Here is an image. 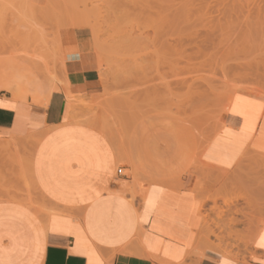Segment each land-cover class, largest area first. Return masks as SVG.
Returning a JSON list of instances; mask_svg holds the SVG:
<instances>
[{
	"label": "rangeland",
	"instance_id": "374dc122",
	"mask_svg": "<svg viewBox=\"0 0 264 264\" xmlns=\"http://www.w3.org/2000/svg\"><path fill=\"white\" fill-rule=\"evenodd\" d=\"M86 1L0 0V77L6 69L8 71V68L16 65L24 71L27 68L33 69L40 76L42 74L41 77L47 73H55L53 75L58 79H67L66 71L64 74L63 68L60 67H63V62H66L69 55L66 46L68 38L78 32L90 43L91 55L97 62L100 73V88L95 95L77 96L86 102L101 103L97 108L86 112L95 123L90 128L111 144L117 159V169L130 186V197L139 191L138 182L148 180L147 173L150 170L162 172L160 161L163 158L165 168L176 172L184 183L183 187L192 179L195 188L198 185L202 189L208 185L213 187L214 190L204 193L207 201L201 207L202 214H206L204 218L207 222L208 218L214 217L212 224L217 229H221L223 223L230 226L240 223L236 218L244 214L249 215L245 208L254 210L255 206L252 197L245 195L239 185L230 184L227 179L223 180L238 151L225 144L220 137L224 114L222 110L229 96L227 89L234 82H238L239 86H241L239 82H242L243 86L252 92H264V45L261 43L264 42V13L261 14L258 10L264 9V1L237 0L234 3L236 6H233L234 0H213L214 3H211V0H208L209 2L174 0L175 4L164 2L162 5L163 8L168 5L176 6L174 9L171 8L172 10L168 12L164 9L165 13L161 9L162 15L157 9H153L156 10L155 13L152 10L153 14L151 12L139 14L141 18L131 8L133 15L129 8L127 9L128 0H98L99 2L94 0L97 7L94 10L97 13H91L92 10L84 15L82 11L85 10L83 7ZM239 2L248 6H244L246 10ZM221 3L227 4L226 8ZM247 3L252 6L249 8ZM122 4L125 6L122 7ZM186 4L190 5L185 6V10L191 7V12L184 11L182 6ZM247 8L252 9L247 11ZM123 9L129 12L126 13ZM93 31L99 35L96 37L100 42H96L98 40L94 42L96 38ZM155 31L157 37L154 36ZM143 33L146 34L145 37H149L139 39ZM257 39L262 44L261 47ZM101 40L107 49L105 50L101 44L103 49L98 47L99 51H96V46H100ZM229 46L232 47L231 50ZM244 47L248 50L246 51ZM253 47L262 48V52L257 51L258 60L254 65L252 63L253 66L247 72L233 69L230 66L234 64L233 62L225 63L233 57L229 56L231 52L235 55L234 49H237L236 53L244 50L241 54L246 51L245 54L248 55L250 48L253 50ZM156 49H162L159 58ZM104 53L106 60H102ZM83 107L86 108L85 104L81 109ZM77 113L78 117L83 116L82 111ZM21 139L24 140L12 136L11 139L1 140L0 146L3 150L0 148V152L15 147L11 144L18 142L22 144ZM147 143L153 148L149 149ZM18 149L0 155V202H13L5 206L0 204L2 205L0 211L5 212L4 216L10 219L17 204H21L26 210H34L40 217H46L45 224H48L49 231L54 233L55 229L62 226L60 224L62 222L58 223L56 219L65 217L62 215L47 217L46 209L52 208L45 205V198L40 196L35 188L27 162L32 156L34 158L32 154L35 150L30 152L24 148ZM176 153L180 154V157L181 153L184 155L189 153L190 157L188 155L189 158L185 160L182 156L180 160ZM129 154L136 155L142 160L141 173L138 175L127 162ZM174 157L175 159H172ZM213 160L216 165L210 163ZM151 161L157 165H153ZM176 162L180 164H177L178 167ZM174 164L176 169L173 167ZM263 183L264 180H258L257 191ZM138 198H141L140 195ZM30 214L36 222V216L31 212ZM8 225L4 232L9 236H16L18 234L16 226ZM0 231H3V227ZM213 245L237 259L245 258L253 246L251 243Z\"/></svg>",
	"mask_w": 264,
	"mask_h": 264
},
{
	"label": "crops",
	"instance_id": "0c3cea01",
	"mask_svg": "<svg viewBox=\"0 0 264 264\" xmlns=\"http://www.w3.org/2000/svg\"><path fill=\"white\" fill-rule=\"evenodd\" d=\"M88 42L78 32L68 38L66 46L69 55L62 67L63 73L66 71L67 79L64 81L67 86L65 90L54 92L46 105L14 101L8 93L0 92V141L11 139L12 136L25 138L35 133L37 136L41 134L47 137L50 132L49 135L54 136L66 121V90L71 96L98 93L100 73ZM223 122L230 133V140L239 143V147L235 148L238 154L227 168V175L223 180L239 185L245 195L252 197L255 206L254 210L245 208L249 215L238 216L236 219L240 223L237 225L223 223L221 229H217L212 224L214 217H210L204 227L205 219L199 196L205 197L204 193L214 189L208 185L197 192L194 179L183 187L184 183L178 175L161 179L148 176L146 182L152 179L158 182H152L148 186L146 195L138 198L136 206L132 201V194L130 197L131 189L127 180L122 178L117 169L116 155L109 141L90 127H82L90 141L82 144L85 152L91 151L88 153V160L78 161L75 156L71 160L74 154H68L63 161L66 174L57 179L70 181L78 172L85 181L79 180L82 188L64 190V198L57 192L50 177L45 176L42 168L36 171L37 161L45 157L49 160L52 153L41 151V143L35 149L32 169L34 183L40 196L45 198V205L64 212L61 215L65 218L56 219L58 223L62 222V226L55 229L54 233L44 231L42 227L46 223V217H40L34 210L29 209L37 218L36 224H28L20 216L7 219L5 212L0 211V228L3 227V231H0V264H264V186L259 191L256 190L258 180L264 179V169L254 170V163L264 166V92L236 93L223 116ZM78 137V134L74 135V138ZM53 142L56 148L64 147L59 141ZM92 151H95L93 155ZM258 156L261 158H257ZM86 162L89 168L83 166ZM210 163L217 164L214 160ZM139 170L141 171L140 167ZM40 173L42 174L39 175ZM179 183L180 187L172 188ZM84 189H87L86 193ZM72 191H75L73 195ZM172 191L183 202H188L187 208H184L183 203L170 207L168 212L178 221L162 225V214H158L155 206L161 194ZM37 196L39 197L38 194ZM10 203L13 202H0L3 206ZM75 223L78 227L72 232ZM8 224L20 227L21 234L14 237L7 235L4 228ZM26 227H35L41 233L29 234ZM202 232L209 233L211 242L206 241L203 236L206 244L251 243L253 246L245 258H230L202 245Z\"/></svg>",
	"mask_w": 264,
	"mask_h": 264
},
{
	"label": "bare ground",
	"instance_id": "6f19581e",
	"mask_svg": "<svg viewBox=\"0 0 264 264\" xmlns=\"http://www.w3.org/2000/svg\"><path fill=\"white\" fill-rule=\"evenodd\" d=\"M31 1V0H30ZM127 1V0H126ZM175 1H178V0H175ZM180 1V0H179ZM178 1V2H179ZM189 1V0H188ZM192 1H194V0H192ZM192 1H190L191 3H192ZM207 2H209L208 0H206ZM215 1V0H214ZM214 1L213 0H211L210 2L211 3H214ZM222 1V0H221ZM233 1V0H232ZM236 1L237 0H234L232 3L234 4V3H236ZM239 1V0H238ZM264 1V0H263ZM263 1H261V2H263ZM53 2V1H52ZM95 1L93 0H91V1H86V2H84V4H85V7H83V9L85 8V10H83L82 12L84 13V15L85 14H88L89 12H91L92 10V12L91 13H97V11H95L94 9H96L97 7H96V4L94 3ZM96 2H99L98 0H96ZM164 2H166V3H170L171 2V4H173L174 3V0H128V7H127V9L129 8V11L131 12V10L133 11V12H136V13H138L137 15L139 16V14H144V13H147V12H151L153 9H157L158 10V13L160 14L161 13V9H163L162 10V12H164L165 10H167V11H165V12H168L169 10H172V9H174L176 6H173L172 7V5L170 6V5H168V4H165V5H168V6H164V8L162 7V5H163V3ZM173 2V3H172ZM177 2V3H178ZM185 2H186V0H185ZM195 2V1H194ZM202 2V1H201ZM205 2V1H204ZM242 2V1H241ZM256 2V1H255ZM255 2H254V4H255ZM103 3V2H102ZM232 3H230L231 5H232ZM238 3V2H237ZM240 3V2H239ZM98 4V3H97ZM175 4V3H174ZM179 4H183V3H179ZM205 4H206V2H205ZM204 4V5H205ZM218 4H220V2H218ZM229 4V5H230ZM241 4V3H240ZM248 4V3H247ZM99 5V4H98ZM101 5V4H100ZM190 4H186V5H183L182 7L184 8V11H187V12H191V7H190V9L188 10V8H186V10H185V6L187 7V6H189ZM217 5V4H216ZM221 5L222 6H226L227 4H225V5H223L222 3H221ZM220 5V6H221ZM241 5H243V4H241ZM249 5V4H248ZM251 6H252V4H250ZM250 5H249V8H250ZM90 6H91V8H90ZM123 6H125V5H123L122 4V7ZM170 6V7H169ZM218 7H219V5H217ZM233 6H236L235 4L233 5ZM240 6V5H239ZM245 5H243V7H244ZM247 6V5H246ZM245 6V7H246ZM255 6V5H254ZM203 7V6H202ZM208 8H209V5L207 6ZM224 7H221V8H224ZM244 7V8H245ZM248 7V6H247ZM130 8H131V10H130ZM166 8H169V9H166ZM172 8V9H171ZM215 8V7H214ZM226 8V7H225ZM224 8V9H225ZM229 8H230V6H229ZM229 8H228V11H229ZM233 8V7H232ZM234 8H236V7H234ZM241 8H242V6H241ZM244 8H242V9H244ZM249 8H247V11H248V9ZM107 9V8H106ZM165 9V10H164ZM252 9V8H251ZM251 9H249V10H251ZM126 13H127V11L125 10V9H123ZM210 10V9H209ZM222 10V9H221ZM221 10H219V12L221 11ZM244 10H246V8L244 9ZM259 10V13H264V9H262V8H259L258 9ZM128 11V12H129ZM154 11H156V10H153V12ZM213 11V10H212ZM215 11V10H214ZM225 11H227V10H225ZM224 11V12H225ZM233 11V10H232ZM231 11V12H232ZM76 12V11H75ZM81 12V13H82ZM153 12H151V14H153ZM164 12V13H165ZM216 12H217V10H216ZM216 12H214V13H216ZM234 12H235V9H234ZM155 13V12H154ZM130 14V13H129ZM128 14V15H129ZM131 14H132V12H131ZM187 14V13H186ZM211 14V13H210ZM216 14H218V12L216 13ZM221 14V13H220ZM91 15V14H90ZM98 15V14H97ZM127 15V14H126ZM133 15V14H132ZM155 15V14H154ZM158 15V14H157ZM160 15H162V14H160ZM152 16V15H151ZM211 16V15H210ZM214 16V15H213ZM218 16H220V15H218ZM100 17V16H99ZM137 17V16H136ZM159 17V16H158ZM221 17V16H220ZM139 18H141L140 16H139ZM138 18V19H139ZM150 18V17H149ZM211 18V17H210ZM145 19H147V18H145ZM156 19H157V17H156ZM212 19V18H211ZM214 20H215V18H213ZM160 20V19H159ZM210 28H212V27H210ZM37 29V28H36ZM34 30V29H33ZM46 31V30H45ZM33 32V31H32ZM36 32H37V30H36ZM41 32V31H40ZM94 33V36H95V40H94V42L96 41V40H98L99 38H97L96 37V35L99 37V35L97 34V32H95V31H93ZM46 33V32H45ZM142 33V32H141ZM206 33V32H205ZM145 33H143L142 35H140L139 37V39H146L147 37H149V36H147V37H145ZM131 36H133V35H131ZM154 36L155 37H157V31H155V33H154ZM159 36V35H158ZM209 36V35H208ZM233 37V36H232ZM238 37V36H237ZM36 38H37V36H36ZM90 38H92L91 36H90ZM236 38V37H235ZM43 39H45V37H43ZM92 40V39H91ZM224 40V39H223ZM236 40H237V38H236ZM250 40H252V39H250ZM30 41V40H29ZM81 41V40H80ZM79 41V42H80ZM225 41V40H224ZM257 41H258V39H257ZM91 42V41H90ZM96 42H100L99 40L98 41H96ZM226 42V41H225ZM248 42H250L249 40H248ZM89 43V42H88ZM104 43H105V41H104ZM253 43L255 44V42L253 41ZM258 43H259V41H258ZM257 43V44H258ZM263 45H264V42L262 41L261 42ZM261 43H259L260 45V47L262 46V44ZM97 44V43H96ZM101 44H102V46H103V48L106 50L107 49V47L105 48V45H103V40H101V43H100V46H101ZM226 44H227V42H226ZM243 45H244V43H242ZM248 45H249V43H247ZM251 44H252V42H251ZM23 45V44H22ZM28 45V44H27ZM30 45V44H29ZM220 45V44H219ZM246 45V44H245ZM253 45V44H252ZM256 45V44H255ZM254 45V46H255ZM96 46V45H95ZM100 46H96V51H99V49H97L98 47L100 48V49H103L102 48V46L100 47ZM107 46V45H106ZM247 46V45H246ZM251 46V45H250ZM249 46V47H250ZM258 46V45H257ZM26 47V46H25ZM31 47V46H30ZM231 46H229L228 48H230ZM248 47V48H249ZM157 48V47H156ZM222 48H225V47H222ZM232 48V47H231ZM231 48H230V50H231ZM245 48V47H244ZM254 49L253 50H251V48H250V51L248 52L249 54L247 55V54H245L246 53V51L248 50V49H246L245 48V53H243V55L241 54L242 52H238V53H236L237 52V49H232V51H234L235 52V55H232L233 53L231 52L230 53V51H228L231 55H229V56H233V57H230L228 60H226L225 61V63H228L229 62V64L230 63H234L233 65L232 64H230V66H232L233 67V69H236L237 71L238 70H240V72L241 71H248L249 69H251V66H253L254 64H255V61L256 60H258L257 58H258V52L257 51H260V52H262V48L261 49H259L258 47H253ZM27 49V48H26ZM264 49V48H263ZM226 50H227V48H226ZM229 50V49H228ZM24 51V50H23ZM64 51V50H63ZM104 51V50H103ZM25 52H26V50H25ZM101 52V51H100ZM107 52V51H106ZM161 52H162V49H156V54H157V56H158V58L160 57V55H161ZM64 53V52H63ZM98 53V52H97ZM102 53V52H101ZM155 53V52H154ZM264 53V52H263ZM60 54V53H59ZM100 54V53H99ZM244 54H245V57L243 58V60H241L242 58V56H244ZM254 54H255V56H254ZM63 55V54H62ZM106 53H104L102 56H104V58L102 59V60H106ZM228 55H227V57H229ZM264 56V55H263ZM58 57V56H57ZM162 57V56H161ZM223 57V56H222ZM257 57V58H256ZM59 58H60V56H59ZM101 58V57H100ZM99 58V59H100ZM260 58V57H259ZM62 59V61H63V57L61 58ZM221 59H223V58H221ZM57 60H60V59H58L57 58ZM179 60V59H178ZM61 61V62H62ZM240 61H244V62H240ZM60 62V63H61ZM102 63V62H101ZM224 63V62H223ZM223 63H222V65H223ZM252 63H253V65H252ZM257 63V62H256ZM103 64V63H102ZM106 64V63H105ZM60 65V64H59ZM104 65V64H103ZM109 65V64H108ZM258 65V64H257ZM61 66V65H60ZM39 67V66H38ZM102 67V66H101ZM229 67V66H228ZM60 68H62V66L60 67ZM253 68V67H252ZM102 69V68H101ZM107 69V68H106ZM232 69V68H231ZM7 70V69H6ZM4 71L3 72V75L0 77V91H5V92H7L8 94H10V96H11V99L12 100H14V101H23V102H28L29 100H31V102L33 103V104H36V105H46L47 104V102L49 101V98H50V96H51V94L54 92V91H62V90H65L66 89V82L64 81V80H60V79H58L55 75H53V74H55V73H53V74H48L47 72H49V71H45L46 73H47V75H44V77H41L42 76V74H41V76H40V74L39 73H36L33 69L32 70H28V68H27V70H22V69H19V68H17L16 67V65H15V67H13L12 66V68H8V71ZM110 70V69H109ZM236 70H235V72H236ZM6 72V73H5ZM44 72V73H45ZM43 73V74H44ZM45 73V74H46ZM61 76V75H60ZM224 83V82H223ZM239 84H241V86H239L238 85V82H234V83H232L229 87H228V89H227V91H228V93H229V96H228V99H227V103H226V105H225V107H224V109L222 110V108H221V110L224 112V114H225V112H226V110H227V108H228V106H229V104H230V102H231V100H232V98L234 97V95L236 94V93H243V92H252V90H250L249 88H245L244 86H243V84H242V82L240 83L239 82ZM250 84V83H249ZM224 85V84H223ZM251 87V86H250ZM212 88V87H211ZM210 88V89H211ZM213 89V88H212ZM213 91H214V89H213ZM257 91V90H256ZM66 92V96H67V99H68V111H67V114H66V116H65V123L63 124V125H61L62 127L60 128V129H58V130H56V135H54V136H52V134L51 135H49V133H48V135H47V137H45V135H36V133H35V135L34 134H32V135H29L28 137H26V138H24V140L23 139H21V140H23V142H22V144L24 145V146H26V147H24V146H22V144H21V142H18V143H14V144H11V146H15V147H13V148H11V151L13 150V149H17V150H19L18 148H20V149H22V148H24V150H30V152H32V151H34L35 149H36V146L39 144V143H41V151H43V152H45V153H52L51 154V157L49 156V154H47V156H49L50 157V159L48 160L46 157H45V159L43 158V159H41L40 161L38 160L37 161V163H36V171L38 170V168H42L43 169V172H44V174H46L45 176L47 177V175L50 177L49 179H51L50 181L53 183V185L55 186V188L56 189H58L57 190V192H60L59 194L60 195H63V198L66 196V195H64L65 193H62V192H64V190H68V189H70V190H76V189H79V188H82V182L81 181H79L81 178V174L80 173H78L77 172V174H75V176H74V178L72 179V180H70V181H61V179L59 178V179H57L58 177H60L61 175H64V174H66V170L64 169V167H63V161H65V157L68 155V154H71V155H73L72 156V158L75 156V159L76 160H82V159H86V160H88L87 158L89 157V155H88V153L89 152H91V151H88V152H85V149L83 148V142L84 141H87L88 139L86 138V132L84 133V130H83V128L82 127H90V126H93V125H95V123L93 122V120H91V117L89 116V114H87L86 112L87 111H89V110H91V109H94V108H97L99 105H101V103L100 102H97L96 101V99H95V101L96 102H86V101H84V100H80V96L78 97V96H71L70 95V93H69V91L68 90H66L65 91ZM224 98V97H223ZM94 100V99H93ZM86 102V103H85ZM11 103H13V102H11ZM225 103V102H224ZM83 104H85V106H86V108L85 107H83L82 109H84V111L81 109V107H82V105ZM12 107V106H11ZM58 109V108H57ZM78 111H82V113H83V116L80 118V116L78 117ZM223 112H221V113H223ZM78 115H77V114ZM224 114H223V116H224ZM221 117H222V115H221ZM58 122V121H57ZM77 128H76V127ZM81 126V127H80ZM221 126H222V130H221V133H220V137H221V139H222V141L225 143V144H227V145H230V146H232V147H234V148H236V147H239V143H238V141H236V140H230V133H229V131H228V129H227V127L225 126V124H224V122L222 121L221 122ZM49 130V129H48ZM33 132V131H32ZM30 134V133H29ZM44 134V133H43ZM54 134V133H53ZM75 134H78L79 135V137L78 138H74V135ZM94 134V133H93ZM164 134V133H163ZM43 138H45V139H43ZM97 138V137H96ZM152 138V137H151ZM17 139H20V138H18L17 137ZM93 139V138H92ZM16 142L18 141V140H16V138L14 139ZM20 140V141H21ZM41 140H43V141H41ZM102 140V139H101ZM53 141H59V143H61V145L63 144L64 145V147H58V148H56V147H54L56 144L53 142ZM89 141V140H88ZM87 141V142H88ZM104 141V140H103ZM98 142V141H97ZM172 142V141H171ZM174 142V141H173ZM89 143H90V141H89ZM92 143V142H91ZM17 144H18V148H17ZM21 144V145H20ZM100 144V143H99ZM150 144V143H149ZM176 144V143H175ZM5 145V144H4ZM87 145V144H86ZM97 145V144H96ZM8 146V145H7ZM10 146V145H9ZM21 146V147H20ZM29 146L31 147V148H29ZM88 146V145H87ZM147 146H148V143H147ZM27 147H28V149H27ZM96 147H98V145L96 146ZM149 147V146H148ZM147 147V148H148ZM152 147V146H151ZM151 147H149V149L151 148ZM0 148H1V146H0ZM3 148H4V146H3ZM9 148V147H8ZM10 148H9V150H5L6 152H4V151H2V152H0V155L4 152L5 154L7 153V154H9V151H10ZM92 148L94 149V147L92 146ZM102 148V147H101ZM153 148V147H152ZM2 149V148H1ZM34 149V150H33ZM87 149V148H86ZM89 149H90V147H89ZM88 149V150H89ZM160 149V148H159ZM3 150V149H2ZM32 150V151H31ZM106 150V149H105ZM137 150V149H136ZM10 151V152H11ZM15 151V150H14ZM23 151V150H22ZM98 151H101V150H98ZM103 152H104V150H102ZM93 152V151H92ZM95 152V151H94ZM94 152L91 154V155H93L94 154ZM97 152V151H96ZM106 152V151H105ZM134 152H135V150H134ZM137 152H139L138 150H137ZM137 152H136V154H137ZM152 152H154V151H152ZM156 152V151H155ZM13 153V152H12ZM11 153V154H12ZM98 153V152H97ZM149 153H150V151H149ZM149 153H147L148 155H149ZM157 153V152H156ZM155 153V154H156ZM18 154V153H17ZM103 154V153H102ZM105 154V153H104ZM128 154V153H127ZM32 155H36L35 153L34 154H32ZM95 155H96V153H95ZM138 155V154H137ZM160 154H158V157H160L159 156ZM176 155H178V153H176ZM180 155V154H179ZM178 155V156H179ZM188 155H189V153H187V155H186V153H185V155L183 154V153H181V157L183 156V158H189L190 157V155H189V157H188ZM6 155H4V157H5ZM31 156V155H30ZM156 156H157V154L155 155V158H156ZM9 157V156H8ZM8 157H6L7 159H9ZM11 157V156H10ZM92 157V156H91ZM180 156H179V158H180V160L182 159ZM6 158H4V159H6ZM31 157H29V159H30ZM52 158V159H51ZM71 158V160H74V158L72 159ZM99 158H100V156H99ZM103 158V157H102ZM148 158V157H147ZM149 158H150V156H149ZM154 158V159H155ZM168 158V157H167ZM178 158V157H177ZM176 158V159H177ZM178 158V159H179ZM252 158H256V157H252ZM257 158H261V157H257ZM263 158V157H262ZM6 159V160H7ZM12 159H15V158H12ZM12 159H10L11 161H12ZM33 156H32V158H31V160H27V162H28V164H29V167H30V175H31V180H32V182H33V184H34V186H35V188L38 190V188L36 187V185H35V183H34V180H33V175H32V169H33ZM161 159V158H160ZM172 159H175V157L174 158H172ZM177 159V160H178ZM5 160V161H6ZM157 160H159V159H157ZM165 160V162H167V163H169L168 162V160L166 161V159H164ZM9 161V160H8ZM101 161V160H100ZM176 161V160H175ZM30 162V163H29ZM91 162V161H90ZM93 162V161H92ZM127 162L129 163V165H131L133 168H134V172L138 175V173L140 174L141 172H140V170H139V167H141V163H142V160L138 157V156H136V155H132V154H129V156H128V158H127ZM152 163H153V161H151ZM151 162H149V164H151ZM161 163H162V172H160L159 170H156V169H154L153 171H151L150 170V172H148L147 174L149 175V177H153V178H156V179H161V178H163V177H175L177 174H176V172H172L171 170H170V168L169 169H166L165 168V164H164V161H163V158H162V161H160ZM178 162H179V160H178ZM178 162H176V165L178 164ZM68 163H69V159H68ZM76 163H77V161H76ZM94 163V162H93ZM255 164V170H257V171H259L260 169L262 170V168L264 169V166L262 167V164H259L258 162L257 163H254ZM97 165V164H96ZM95 165V166H96ZM153 165H157V164H154L153 163ZM159 165V164H158ZM178 165H180V164H178ZM178 165H177V167H178ZM80 166V165H79ZM83 166H85L86 168H89V164H87V162L83 165ZM104 166V165H103ZM173 166V165H172ZM92 167V166H91ZM98 167V166H97ZM154 167V166H153ZM158 167V166H157ZM173 167H175V169L177 168L176 166H175V164H174V166ZM72 168V167H71ZM79 168H81V167H79ZM108 168V167H107ZM148 168H149V165H148ZM155 168V167H154ZM82 169V168H81ZM85 169V168H84ZM146 169V168H145ZM182 169V168H181ZM259 169V170H258ZM40 171H41V169H39ZM71 170H74L73 168L71 169ZM98 170V169H97ZM143 170V169H142ZM40 171H38V172H40ZM42 172V171H41ZM84 172V171H83ZM179 172H181V170L179 171ZM93 173H95V172H93ZM178 173V172H177ZM42 173H40L39 175H41ZM43 174V175H44ZM36 175V174H35ZM69 175V174H68ZM91 175V174H90ZM55 176V179L53 180V177ZM72 176V175H71ZM95 176V175H94ZM86 177V176H85ZM91 178V177H90ZM93 178V177H92ZM49 179H48V181L47 182H49ZM98 179V178H97ZM40 180H41V178H40ZM82 180V179H81ZM84 180V179H83ZM82 180V181H83ZM91 180V179H90ZM100 180H101V178H100ZM260 180H262V179H260ZM264 180V179H263ZM45 181V182H46ZM85 181V180H84ZM83 181V182H84ZM42 182V181H41ZM44 182V181H43ZM44 182V183H45ZM152 182H158V181H156V180H154V179H152V180H150V181H148V182H143V183H141V182H138V187H137V190L139 189V191L138 192H136V194H134L133 196H132V201L135 203V205L136 206H138V195H140V197L142 198V197H144L145 195H146V192H147V190H148V186L152 183ZM51 183V184H52ZM90 183H93L92 181L90 182ZM140 183V184H139ZM47 184V183H46ZM50 184V183H49ZM88 185H90L89 183H88ZM92 185V184H91ZM90 185V186H91ZM53 186V187H54ZM84 186V185H83ZM87 186V185H86ZM257 186V185H256ZM259 186V185H258ZM263 186H264V183H263ZM45 187H46V185H45ZM49 187H51L50 185H49ZM91 187H93V185L91 186ZM90 187V188H91ZM176 187H180V183L178 184V185H176V186H172V188H176ZM52 188V187H51ZM89 188V189H90ZM94 188V187H93ZM49 189V188H48ZM94 189H96V188H94ZM94 189H92V190H94ZM178 189V188H177ZM197 189V192H199V191H201L202 190V188L198 185V187L196 188ZM258 189V188H257ZM85 190V189H84ZM87 190V189H86ZM86 190L84 191L85 193H86ZM91 190V189H90ZM53 191V190H52ZM81 191H82V189H81ZM96 191V190H95ZM94 191V192H95ZM54 192V191H53ZM73 192H75V191H72V195H73ZM77 192V191H76ZM78 192H79V190H78ZM77 192V193H78ZM138 193V194H137ZM59 195V196H60ZM78 196V195H77ZM73 197V196H72ZM80 197V196H79ZM82 197V196H81ZM80 197V198H81ZM181 197L179 196V195H176L173 191L172 192H166V194H161V197L159 198V200L157 201V203H156V210H157V212H158V214L160 215V214H162V225L163 224H166V223H169V224H171V223H174V221H178L177 219L176 220H174V217L168 212V209L170 208V207H173V206H175L176 205V203H180L181 205H182V203H183V205H184V208L186 209L187 207V204H188V202L186 203V202H183L181 199H180ZM74 199V198H73ZM184 199V198H183ZM199 199H200V202L202 203V206H204L205 205V203H206V201H207V199L205 198V197H203V196H199ZM189 201V200H188ZM17 203H19V202H17ZM16 204V203H15ZM180 205V206H181ZM178 206V205H177ZM194 206V205H193ZM259 206V205H258ZM182 207V206H181ZM180 207V208H181ZM260 208V207H259ZM193 209V208H192ZM202 210V209H201ZM201 213V212H200ZM61 214H64V212L62 211V210H58V209H56V208H52V209H50V208H47L46 209V215H47V217H51L52 215H61ZM67 214V213H66ZM92 214H94V213H92ZM157 214V215H158ZM31 214H30V212L28 211V210H26L25 209V207L24 206H22L21 204L19 205V204H17V207H15V211L12 213V216H11V218H16V217H18V216H20V217H24L25 219H26V221H28V224H36V222L32 219V217L30 216ZM89 215V214H88ZM90 215H91V213H90ZM95 215V214H94ZM93 215V216H94ZM67 216H69V215H67ZM72 216V215H71ZM76 216V215H75ZM92 216V218H94ZM202 216L203 217H206V214H202ZM125 217V216H124ZM75 218V217H74ZM88 218V217H87ZM91 217H89V219H90ZM91 218V219H92ZM161 218V217H160ZM77 219V218H76ZM79 219V218H78ZM88 219V220H89ZM95 219V218H94ZM123 220H124V218H122ZM205 219V218H204ZM93 220V219H92ZM124 221H126V220H124ZM24 223V222H23ZM179 223V222H178ZM27 224V225H28ZM208 224V222H207V220L205 219L204 220V227L206 226ZM26 225V226H27ZM22 226V225H21ZM264 226V225H263ZM36 227V226H35ZM25 228V230H27L28 231V233L29 234H32L33 233V235H39V233H41V232H39V229H37V228ZM48 227H49V225L48 224H44V226L42 227L43 228V230L44 231H48L49 229H48ZM76 227H78V224H76L75 223V226H74V228H73V230H72V232L73 231H75V230H77V228ZM16 231H17V235H20L21 234V230H20V227H18V226H16ZM208 231V230H207ZM257 231L258 232H260L259 231V229H257ZM203 233H205V232H202V236H201V239L203 240V236H205V239H206V241H209V242H211L210 241V239H209V233L208 232H206L205 234H203ZM257 233V232H256ZM27 234V233H26ZM208 234V235H207ZM255 236L256 235H258V234H254ZM206 237H208V238H206ZM205 239L203 240L204 241V244H203V242L201 243L202 245H204V246H208V247H211L212 249H214V250H216V251H218L219 253H221V254H223V255H225V256H227V257H230V258H233L230 254H228V253H226V252H224V251H222V250H220V249H218L217 247H215V245H213V244H206V241H205ZM207 239H209V240H207ZM256 239V238H255ZM251 242H253L252 241V239H251ZM253 244H254V242H253ZM235 258V257H234ZM237 259V258H236Z\"/></svg>",
	"mask_w": 264,
	"mask_h": 264
},
{
	"label": "built area",
	"instance_id": "2783aa9c",
	"mask_svg": "<svg viewBox=\"0 0 264 264\" xmlns=\"http://www.w3.org/2000/svg\"><path fill=\"white\" fill-rule=\"evenodd\" d=\"M120 173V172H119ZM121 174V173H120Z\"/></svg>",
	"mask_w": 264,
	"mask_h": 264
}]
</instances>
